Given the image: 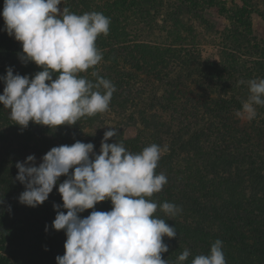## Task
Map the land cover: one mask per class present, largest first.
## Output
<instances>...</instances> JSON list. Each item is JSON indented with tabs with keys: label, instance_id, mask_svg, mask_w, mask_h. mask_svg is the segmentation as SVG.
<instances>
[{
	"label": "rangeland",
	"instance_id": "obj_1",
	"mask_svg": "<svg viewBox=\"0 0 264 264\" xmlns=\"http://www.w3.org/2000/svg\"><path fill=\"white\" fill-rule=\"evenodd\" d=\"M3 5L4 0H0V13L3 12ZM63 7L76 14L96 11L110 17L108 35H101L96 41L103 54L102 61L96 70L90 68L79 75L95 82L96 77L92 73L97 72L99 76L106 75L107 79L112 81L111 77L116 73L122 77L129 70L137 85L127 86L124 91H119L123 94L130 93V97L135 98L117 111L109 108L96 114L94 118L85 116L74 125H61L55 129L31 121L27 128L22 129L9 117V110L0 104V132L4 135V138L0 137V154L6 157L9 150V157L18 162L34 155L38 166L42 157L52 147L66 143H60V137L68 134L76 136L75 134L81 131L82 139L87 141L91 134L93 137L99 136L110 127L118 129V133L122 132L121 141L124 146L139 145L132 147L139 149L134 153H139L153 143L161 147L166 145L168 151L161 156L158 167L165 170L167 163L170 166L178 165L179 170L187 168V172L192 173V176L187 175L184 178L193 182L191 185L181 184V187L173 189L167 200L163 198L167 184L160 193H154L150 197L158 204L154 215L164 219L169 226H174L177 232L175 238H163L169 246V251L162 254V259H168L169 264H176L177 257L188 249L190 256L184 264H191L197 255L208 254L211 245L220 239L223 241L227 264H264V106H256L257 116L252 121L239 118L235 112L242 108V102L250 94L249 88L243 89L237 82L232 85L234 89L231 86L223 88L219 82L216 83L219 89L211 86L213 91L209 95L212 100L230 99L232 108L229 112L237 121L239 130L233 131L232 135L225 132L223 136L221 133L216 139L212 136L209 138L211 140L202 146L209 151L214 142L217 151H226V154L238 152L246 156L247 161L253 164L244 166V170L249 169L243 172L244 175L234 172L237 164L232 166L234 171L230 172V175H213L211 168L205 166V160L203 164L196 163L189 155L193 153L182 150L178 142L181 137L178 130L190 124V121H187L188 114L193 117L191 124L196 122L195 116L200 117L197 123H201V126L211 123L212 120L220 121L215 114L209 116L201 111L203 103L199 94L204 93L200 84L206 86L212 82L203 79L204 83L199 84V75L188 76L189 70L185 63L201 60L225 64L233 73L235 81L242 72H246V76L249 75L247 81L264 78V0H63V4L58 5V8ZM4 28L5 22L0 15V76H5L6 69L12 67L13 74L19 73L31 78L36 73L35 63L22 62L20 53L10 44L3 42L5 37L9 39ZM19 47L22 49L21 43ZM164 49L170 53L167 68L173 70L170 73L174 76L173 79L180 71L184 73L180 77V91L173 94L176 102L173 109H165L172 99L171 93L168 92V82L160 85V81L152 79L153 77L148 78L147 70L142 72L143 68L137 69L136 65L137 62H144L148 51L153 50L157 54ZM3 55L5 60L2 63ZM133 56L134 62L129 64L128 60L133 59ZM256 69L258 71H255ZM33 70L35 72H32ZM166 71L164 70V73ZM194 79L199 81H192ZM195 87L196 94L199 95L198 104L197 98H192L195 95ZM3 89L4 83L0 81V94ZM133 101L138 102L139 107H147V110L141 112L138 108L135 109ZM185 111L187 114H184ZM236 136L237 139H234ZM181 139L185 141L188 137L183 136ZM89 142L92 143V140L87 143ZM240 145L241 148L237 150L236 147ZM168 174L170 172L166 175ZM208 177L213 182L216 178L230 182L236 188L232 187L229 193L222 195L213 206H205L207 199L214 196L213 192H210L213 186L206 189L200 185ZM195 185L200 187H194ZM206 186L208 187V184ZM227 187L221 190H227ZM193 188L198 195L193 192ZM203 191L207 198L199 205L203 208H199L193 198ZM18 197L17 195L10 198V201L3 198V203L0 204V254L9 258L6 264H33L32 256L24 247V234L20 231L25 227L24 222L30 208L21 204ZM209 201H214V197ZM164 202L174 203L182 208V211L174 217L168 216L159 207ZM61 248L58 251L63 256L65 252L62 251H65V248ZM48 255L49 253L39 264L57 263L54 255L47 261Z\"/></svg>",
	"mask_w": 264,
	"mask_h": 264
},
{
	"label": "clouds",
	"instance_id": "obj_2",
	"mask_svg": "<svg viewBox=\"0 0 264 264\" xmlns=\"http://www.w3.org/2000/svg\"><path fill=\"white\" fill-rule=\"evenodd\" d=\"M61 4L63 0H4L3 30L21 43L22 62H34L43 69L30 78L13 74L8 67L6 75L0 76L4 83L0 104L22 129L30 121L50 129L74 125L82 117L107 111L116 91L97 72L92 73L95 82L79 75L102 61L96 41L108 35L110 17L96 11L76 14L67 7L58 8ZM244 83L250 94L235 115L252 121L256 106H264V78L238 81ZM117 130L110 127L104 132L99 154L93 143L76 141L52 147L38 166L34 155L15 165L16 180L25 188L18 201L29 207L43 204L59 178L67 177L57 189L67 212L53 205L57 214L52 227L64 230L67 237L57 264H169L162 259L169 251L163 238H175L177 232L154 215L158 204L150 199L168 183L164 173L155 171L168 147L153 143L133 153L122 142H107L118 135ZM106 200L111 201L110 211L79 215ZM159 207L173 217L182 211L170 202ZM189 256L185 249L176 264H184ZM191 264H227L223 241L215 240L210 252L197 255Z\"/></svg>",
	"mask_w": 264,
	"mask_h": 264
},
{
	"label": "trees",
	"instance_id": "obj_3",
	"mask_svg": "<svg viewBox=\"0 0 264 264\" xmlns=\"http://www.w3.org/2000/svg\"><path fill=\"white\" fill-rule=\"evenodd\" d=\"M6 36H8L9 39L5 37L3 39V42H5L6 44L7 43L10 44L12 48L18 51V53L22 54V49L19 47L20 42L16 41L14 37L9 36L7 33H6ZM1 54H3V52H1ZM120 54H122V51L120 52ZM137 55L135 56L140 57V55L138 56ZM178 55L179 54H177V56ZM135 56L132 57L133 59L128 60L129 64L134 62ZM146 56L148 57L144 59L143 63H140V62L136 63L137 69L143 68L141 70L142 72L147 70L146 75L148 76V78L153 77L152 79H156L160 81V85H162V83L165 81L168 82L169 84L168 92L171 93L172 99H170L171 100V103H169L170 105H168L165 109H173V106L176 105L173 94L180 91L178 87L180 86V84H182V78L180 77L181 75L184 74L183 71H180V73L176 75V78L173 79L174 76L172 77L170 74L173 70L171 69L168 70L167 68L168 66L167 59L170 57V53L167 51V49H164L163 51H160L157 54L153 50H151V51H148ZM2 59H3L2 61L3 63L5 60L4 55ZM140 59L142 60V58H139V60ZM125 61L126 60H124V62ZM185 64H186L187 69L189 70L188 76L194 77L195 74L199 75L200 77L199 80H201L199 84L204 83L203 79H205L206 81L210 80L212 82L211 84H208L206 86L200 84V86H203L202 93H204L203 95H201V93L199 94L202 100V103H203V106H201L203 110L201 111H203V113L208 114L209 116L215 114V116L220 121L218 122L216 120H212L211 123H206L201 126V123L200 124L197 123L200 117L195 116L194 118L196 122L191 124L193 117H190V115L188 114L187 121H190V124L189 125L186 124L185 126L181 127L178 130V133L180 134L181 137L183 136L188 137V139H186L185 141H182L181 137H179L180 141L178 142L181 145V149L186 152L191 151L193 155L189 154L190 158L194 159L196 163L203 164L202 162L203 160H205L206 162L205 166L206 167L208 166L207 168H211L213 175L219 176L222 173H226L230 175V172L234 171L232 169L233 168L232 166H234L235 164H237V166L234 172L241 173V175H244L243 172H247L249 170V169L244 170L243 169L244 166H246L247 164L251 166V164H253V162L250 164L247 161L246 156H244L243 154H239L238 152H234V154H231V153L226 154V151H222V150L217 151L214 148L216 147L214 145L215 144L214 142L212 143V146L209 149V151L205 150L202 145L205 142H209L211 140V139L209 140V138H211L212 136H214L216 139V136L220 135L221 133L223 134L227 132L229 135H232L233 131L239 130L237 126V121L235 120L234 116L230 115V112H229V110L232 108L230 99L224 98V99L212 100L209 95L213 91V89H211V86L219 89L218 86L216 85V83L219 82L220 85L223 86V88L227 86H231V88L234 89L235 87H233L232 85L234 84V82H237V85H239L241 88L247 89L248 85L246 83L238 84V81L244 80L245 82H247L246 78L249 75L246 76V72H242V74L240 73V76L237 77L238 78L237 81H235V79H233L234 78L233 73L231 72L230 68L225 64H219L213 61H201V60L200 62L192 61V62H187ZM35 67H36V72L43 70L41 67L37 66L36 64H35ZM97 68H98V65L93 67L94 70H96ZM109 68L111 70L113 69L111 65L109 66ZM164 70H167L166 73H164ZM255 71H258V69H256ZM32 72H35V70H33ZM263 72H264V65L262 64V75H264ZM101 77L107 79L106 75L102 74ZM132 77L133 75L129 72V70H127V72H125L122 75V77H119V73H116L114 77H111L112 78L111 82L115 85L116 91L113 93L109 108L117 111L121 109V107H123L122 105H128L129 103H131V100H134L135 97L133 98L130 97L131 95L130 93H125V94L120 93V91H124L125 87L127 86L134 87L137 85V81L132 79ZM53 78L55 79V74ZM230 78H231V81H230ZM199 80L194 79L192 81L198 82ZM194 89H195V95L192 98L193 99L197 98L196 104H198L199 95L196 94L197 92L196 87ZM101 91H103V89H101ZM133 104H134L133 107L135 109L138 108L141 112L147 110V107H139L138 102L135 103V101H133ZM235 109H238V108L235 107ZM189 113L191 114V112ZM184 114H187L186 111ZM94 116L95 115L88 116V117L94 118ZM9 117H10V114H9ZM75 135L76 136H73L72 134H68V135H65L64 137H60L59 142L60 143L66 142L64 144L71 145L75 143L76 141L87 143L89 140H92V143L94 145V152L96 154H99L100 145H101V141L103 139L104 133L96 137H93L91 134V137H89V139L87 138V141H84L86 139H82L81 131L78 132V134L76 133ZM0 137L4 138V135H2L1 132H0ZM121 139H122V132L118 133L116 137L110 138L107 142L108 143L122 142ZM234 139H237V136ZM175 145H176V142H175ZM133 146H139V145H130V146L128 145V146H125V148L133 153L139 150L138 147L132 148ZM240 148H241V145L236 147L237 150H239ZM9 155H10L9 150L7 151L6 157L0 154V157H2V159H0V199L7 198L10 201V198L16 197L17 195L19 196V194H21L25 190V188L23 184H21L18 180H16L18 169L16 168L15 165L18 161L13 158H10ZM239 155H242V157H239ZM180 157L181 155L180 153H178V158ZM165 166H166L165 170L160 169V166H159L155 171L156 173L162 172L165 175L169 172L171 174V175L170 174L166 175L168 179V183H167V190L163 198L167 200V197L172 194L173 189L181 187L182 186L181 184H183L184 186L191 185V182L193 181L191 179L189 180L188 178L187 179L184 178V176H187V175L188 177L192 176V173L189 174V172H187V168L179 170L178 165L173 164L172 166H170L167 163H165ZM175 167H177V169H175ZM180 174H182L183 176H181ZM66 178H67L66 176H61L59 178L57 185L54 187L52 193L49 194L48 199L43 204L37 207H29L30 209H28L27 218L25 219L26 222H24L25 227H22L23 229L21 228L22 230L20 231H22L21 233L24 234V236L22 237L24 239V247H25V250H28L29 254L32 256L34 260L33 264H37V263L39 264V262L42 259L46 258V255L48 253H49L48 255L49 257L47 261L53 255L55 258L57 256H61L58 249L59 248L62 249L61 247L64 248V244H65L67 237H66L64 230L57 231L52 227V222L54 221L55 216L57 214L53 205L59 204L61 205L60 210L64 211L65 213L67 212V210L63 209L62 207L63 205L62 197L57 190L59 183H62ZM207 184H208V187L206 186ZM200 185H203L206 189L213 186L210 192H213L212 195L214 196H210L207 199V202L204 204L205 206H213V204L218 202V200L221 198L222 195L229 193V190L232 187L233 189L236 188L234 184L230 182H223L222 180L218 178H216V180L213 182L211 181L210 177H208V179L205 182L200 183ZM200 185H195L194 187L199 188ZM226 186H228L227 190H221V188L223 187L226 189ZM192 190L195 194H197L194 188ZM204 191L200 193L199 196L193 198V201L197 203V207L199 208H203L202 206H199V205L200 203H202V200L204 198H207ZM211 197H214V201H209ZM111 208H112L111 201L106 200V201L96 204L94 209L85 210L83 213H80L79 215L83 218V217L88 216L93 210L110 211ZM46 225L48 226L47 231L45 230ZM55 249H56V252L54 253ZM62 252L64 253L65 251H62ZM7 261H9V258L0 254V264H6Z\"/></svg>",
	"mask_w": 264,
	"mask_h": 264
}]
</instances>
